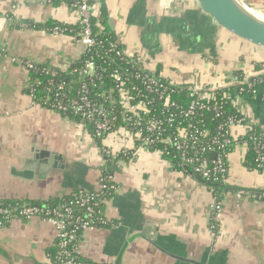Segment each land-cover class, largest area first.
<instances>
[{
	"label": "crops",
	"instance_id": "crops-1",
	"mask_svg": "<svg viewBox=\"0 0 264 264\" xmlns=\"http://www.w3.org/2000/svg\"><path fill=\"white\" fill-rule=\"evenodd\" d=\"M242 1L264 17V0ZM93 8L99 33L143 55L169 82L214 87L264 66V49L219 27L196 0H179L175 11L161 0H95ZM78 22L68 4L0 0V201L49 202L95 192L107 175L117 186L104 209L114 226L87 231L78 242L93 264H264V201L236 196L264 190V171L247 167L242 147L230 155V188L221 194L220 230L214 231V196L196 175L133 144L129 157L108 159L100 148L118 155L126 147L118 136L100 146L74 119L34 104L23 63L73 67L84 46L70 33L51 31ZM244 102L248 118L264 127V99L246 96ZM56 235L41 218L14 220L0 229V264L49 263Z\"/></svg>",
	"mask_w": 264,
	"mask_h": 264
},
{
	"label": "built area",
	"instance_id": "built-area-1",
	"mask_svg": "<svg viewBox=\"0 0 264 264\" xmlns=\"http://www.w3.org/2000/svg\"><path fill=\"white\" fill-rule=\"evenodd\" d=\"M46 1L50 4L59 1L61 4L70 5L79 19V31L69 30L70 26L67 25H58L51 31L54 35L70 33L84 46V55L94 53L97 58L107 61L106 55L114 53L121 62L129 61L130 67L119 66L109 71L99 65L96 59H86L79 71L81 81L78 82L76 96L70 98L65 93L64 83L56 85L51 80L45 89L47 95L42 99H38L37 89L29 86L28 93L34 104L40 105L44 102L50 105L51 111L64 116L71 114L80 117V125L96 142L111 135L118 136L126 145L118 155L106 148H100L104 156L113 161H118L119 156L129 157V145L133 144V148L138 151L155 152L165 157L177 155L183 166L191 167L204 182L228 186L230 155L234 148L242 147L244 154L247 155L251 150L255 155V167L251 170L264 171V127L250 120L244 111L246 96H261L264 99V80L259 79L264 76V66L258 72H236L214 87L169 82L156 69L150 68L151 64H148L143 55L121 50L116 44L111 43L110 49L101 55L100 49L105 43L99 38L101 33L94 32L95 0ZM178 1L161 0V5L175 11L178 9ZM23 66L28 72L37 69V65L30 61H25ZM71 69L72 67L67 70L50 69L48 74L57 77L59 72L67 73ZM224 89L228 92L224 93L223 100L230 103L239 116L230 117L219 129L220 133L212 136L209 129L199 127L195 119L200 113L212 109L208 102L213 99L215 92ZM180 90L188 92L190 104L187 108L175 100L174 95ZM214 111L218 116L222 114L221 108L215 107ZM257 129H260L259 134H256ZM247 137L249 142L245 140ZM111 182L102 178L97 191L83 192L77 198L76 205L87 208L88 222L76 216L73 203L51 211L47 206L5 205L0 202V229L6 228L16 219L29 221L41 218L57 230L56 240L60 252L51 257L49 263L83 264L73 254H80L78 242L85 232L99 229L91 219L98 213L101 214L96 219L99 225L114 226L104 211L96 210L99 207L96 200L101 193L117 190V186L111 185ZM263 192L264 190H240L236 196L239 199L264 201ZM222 205V201L214 197L211 207V219L214 222L211 229L214 231L220 230L219 215Z\"/></svg>",
	"mask_w": 264,
	"mask_h": 264
},
{
	"label": "trees",
	"instance_id": "trees-1",
	"mask_svg": "<svg viewBox=\"0 0 264 264\" xmlns=\"http://www.w3.org/2000/svg\"><path fill=\"white\" fill-rule=\"evenodd\" d=\"M54 5H61L59 1H56L53 3ZM94 32L99 33V27H97L96 23L94 22ZM69 30L73 31H79V26L76 27H69ZM100 40L103 41L104 47H102L101 50V55H104L107 50L110 49V44H116L118 45L119 49H124L122 45L118 42V40L113 36L108 33L100 34L99 36ZM107 56V61L102 60L101 58H97L94 53L92 54H85L83 57L72 67V69L67 72V73H62L59 72V75L57 77H54L51 74H48V71L50 70L49 67L45 66H37L36 71H31L30 73V80H31V86H34L37 89V97L38 99L44 98L47 93L45 92L46 86L49 83V81L54 80L56 82V85L59 83H64L66 85V91L65 93L70 97L73 98L77 94V90L79 88L78 82L81 81L79 77V71L83 68L84 62L86 59L93 58L96 59L98 64L101 65L102 67L107 68L109 71L111 69L117 68V67H123V68H129L130 64L129 61L127 62H121L119 59L116 58L114 53H109ZM112 57V58H111ZM111 58V60L109 59ZM113 59H115V62H113ZM159 73V72H158ZM237 73H242V72H237ZM259 79L264 80V76H261ZM264 88V85H263ZM228 90H218L217 92L214 93V97L211 101L208 102V105L212 108L210 111H204L199 114V116L195 119V123L198 124L199 127H203L209 129L211 132L212 136L218 135L220 133L219 129L221 126H224L226 124V121L233 116H239L235 108L230 104L227 103L226 101L223 100V95L224 93H227ZM55 94V91H54ZM175 100L184 108H187L190 104V100L187 98L188 92L185 90H180V92L176 93ZM40 106L51 110L50 105L44 102L40 103ZM218 107L221 108L222 114L218 116V113H215L214 108ZM62 115V114H61ZM64 116V115H63ZM66 117H70L74 119L76 122L81 124V119L78 116H74L71 114H68ZM225 131H223L224 133ZM260 129L256 130V134H259ZM245 140L249 142V137H247ZM97 143L101 146L102 141H97ZM177 157V158H176ZM120 158H126L123 156H119ZM166 158L171 161V163L180 171L188 172L189 174L196 175L191 167H184L182 164V161L179 156L177 155H170L166 156ZM246 161H247V167L249 169H252L255 167V155L254 153L250 150L247 155H246ZM197 176V175H196ZM198 177V176H197ZM104 179L109 181V179L104 177ZM207 187L212 191L213 196L216 197L219 201L221 200V194L224 190L229 189L230 187L222 184H217V183H208L204 182L200 177H198ZM111 185L116 184L114 182L110 183ZM83 192H75L70 194L69 196H66L61 199H57L54 201H49V202H26L22 200H1L0 202H3L5 205L6 204H12V205H23V204H31V205H38L39 207L42 206H47L51 211L57 210L61 207H64L65 205H69L73 203V209L76 214V216L81 217L85 222H88V212L86 207H80L76 205V200L77 198L81 195ZM87 193V192H84ZM264 193V192H263ZM114 196V191H106L100 194L96 202L99 204L98 209L100 212L104 211L106 203ZM101 217V214H98L95 216V218L91 219L95 222V226H97L99 229H108L109 227H104L102 225H99L97 222V218ZM57 240L55 245L48 250L47 257L48 260L50 261L51 257H54L55 255L60 252V248L58 247ZM73 257L76 258V260L82 262L83 264H93L92 262L88 261L85 259L81 253L78 254H73ZM53 260V258H52Z\"/></svg>",
	"mask_w": 264,
	"mask_h": 264
},
{
	"label": "water",
	"instance_id": "water-1",
	"mask_svg": "<svg viewBox=\"0 0 264 264\" xmlns=\"http://www.w3.org/2000/svg\"><path fill=\"white\" fill-rule=\"evenodd\" d=\"M204 13L233 35L255 47L264 49V21L252 14L242 0H196ZM115 168L110 167L108 171ZM50 264V263H41Z\"/></svg>",
	"mask_w": 264,
	"mask_h": 264
},
{
	"label": "bare ground",
	"instance_id": "bare-ground-1",
	"mask_svg": "<svg viewBox=\"0 0 264 264\" xmlns=\"http://www.w3.org/2000/svg\"><path fill=\"white\" fill-rule=\"evenodd\" d=\"M252 14H254L256 17L264 21V17H262L258 12L252 11Z\"/></svg>",
	"mask_w": 264,
	"mask_h": 264
}]
</instances>
